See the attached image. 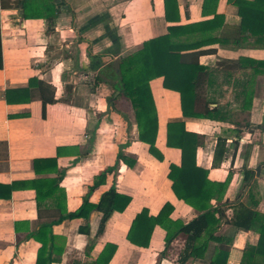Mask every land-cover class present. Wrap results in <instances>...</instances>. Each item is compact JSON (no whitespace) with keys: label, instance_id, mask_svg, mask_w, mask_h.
<instances>
[{"label":"crops","instance_id":"0c3cea01","mask_svg":"<svg viewBox=\"0 0 264 264\" xmlns=\"http://www.w3.org/2000/svg\"><path fill=\"white\" fill-rule=\"evenodd\" d=\"M206 1L177 0L178 12L170 22L164 0L3 1L0 264H46L48 253L52 264H210L219 250L229 252L227 264H263L260 255L246 260L249 248L259 244L261 229L238 230L233 223L241 203L264 214V45L242 30L238 5L256 0H219L216 5L211 0L207 7ZM44 3L50 10H43ZM50 11L57 12L51 25L44 17ZM245 15L251 18L249 11ZM254 19L264 30V11ZM172 27H179L176 44L194 46L183 48L191 50L181 52L182 62L212 70L200 78L195 111L213 117L185 118L180 93L164 88L162 77L152 80L160 161L140 141L132 104L116 96L108 73L116 70L115 60L167 36ZM170 122H184L187 132L203 138L196 164L208 171V181L230 179L222 218L215 215L221 222L213 237L222 242L209 241L204 259L191 257L187 247L203 243L207 233L197 243L182 233L167 250L161 226L154 228L147 248L128 240L144 211L157 217L170 204L168 221L185 225L200 215L177 198L168 177L172 164H182V151L167 145ZM120 151L136 161L134 167L119 161L118 170L93 188L116 165ZM247 171L254 172L251 198L250 188H244ZM53 181L59 187L51 188ZM113 186L130 201L124 212L112 214L102 233V212L67 219L86 200L98 205ZM211 204L217 207L216 199ZM52 222L48 253L39 260L42 245L36 239L40 228ZM136 229L133 239L145 243L148 233L141 235L137 222Z\"/></svg>","mask_w":264,"mask_h":264},{"label":"trees","instance_id":"16d2710c","mask_svg":"<svg viewBox=\"0 0 264 264\" xmlns=\"http://www.w3.org/2000/svg\"><path fill=\"white\" fill-rule=\"evenodd\" d=\"M4 0H0V70L4 67L3 57V43L1 33V11L5 7ZM166 19L171 21L172 14L178 12L177 0H164ZM219 0H215V5ZM211 4V0L206 1V7ZM240 13L242 15V30L250 32L253 35L255 42L258 45H264V30H260L258 23L255 21L254 16L264 11V0H256L254 3L239 1ZM25 15H27L28 7L27 1L22 4ZM50 10L48 5L44 3L43 10ZM249 11L251 18L249 19L245 14ZM44 17L51 22L56 19L57 12H49L44 14ZM179 27L169 28V34L149 40L144 43L143 49L130 54L120 59V72L115 69L110 70L108 73L109 79L113 81L112 87L117 91L120 90L121 94L130 100L132 107L136 114V120L140 130V141L150 146V153L156 155L157 159L162 161L163 157L158 154L155 147L156 137L158 134V117L154 99L152 96L150 82L157 78H164V88L176 91L181 95V106L183 116L185 118L196 119H212L213 113L199 114L196 110V103L198 99V87L202 75L211 76L212 70L207 67H202L198 64H187L181 60V52L191 50L183 49L194 46H181L173 41V38L179 36L176 33ZM191 112L189 113V111ZM203 144V138L198 134L190 133L185 130L184 122H170L167 128V145L170 148H178L182 151V164L181 166L171 165L169 179L172 181V189L179 200L184 201L186 204L200 212V215L185 225L182 222L168 221L173 207L166 204L157 217H148V214L142 213L134 221L132 230L129 234L128 240L139 247H149L152 232L156 226H161L167 233L166 236V250L171 243L184 233L189 236L192 243H197L203 233L210 234V236L200 245L188 246L187 250L190 251L189 255L195 258H203L208 248L209 241L222 242L221 238L213 237L217 231V226L220 225L221 220H216L215 215L221 213L220 205L224 200L225 194L230 184V179L223 183H212L208 181V171L199 168L196 164L197 150ZM227 151V149H226ZM221 153V151H220ZM155 156V157H156ZM223 159V154L221 158ZM119 161H123L129 168H133L136 161L130 162L126 156L120 151L118 161L112 168L106 169L97 179L93 188L99 187L106 181L107 174L113 173L118 170ZM254 178L253 171H247L244 178V188H250L248 197L251 198L252 186L251 182ZM206 182L203 183L201 181ZM58 181L51 182V188H57ZM212 190L214 193H212ZM210 192V193H208ZM38 202L41 201L40 190L37 189ZM216 199L217 207L211 204L212 199ZM130 198L122 196L116 192L113 186L106 192L98 205H92L87 200L78 212L66 215L67 219L82 217L85 212L87 216L94 210L103 213V219L100 226V233L105 229L107 221L110 219L115 211L124 212L128 207ZM120 204H123L120 207ZM228 204V202H225ZM252 206H257V202H252ZM240 208L234 216V226L238 230L248 231L252 227L261 229V236L259 244L256 248H249L246 253V260L248 257L260 255L264 257V214L255 210H250L245 203L239 204ZM146 217V226L144 219ZM141 225V235L148 233L149 237L145 243L136 241L133 237L138 234L135 230V223ZM57 223V222H56ZM151 224L150 230L147 232V226ZM52 225L45 224L40 228L38 241L42 247L39 251V260L43 259L48 253L49 234L52 240ZM45 238V239H44ZM40 239V240H39ZM54 240V238H53ZM111 247V246H110ZM109 247V248H110ZM51 249H53L51 247ZM45 258L46 264H52L51 255ZM229 252L226 250H219L215 258L210 264H227ZM38 260V262H39ZM245 264V263H244ZM264 264V260H263Z\"/></svg>","mask_w":264,"mask_h":264},{"label":"water","instance_id":"95a60500","mask_svg":"<svg viewBox=\"0 0 264 264\" xmlns=\"http://www.w3.org/2000/svg\"><path fill=\"white\" fill-rule=\"evenodd\" d=\"M115 68L117 72H120V59L115 60ZM119 94H121L120 90L116 92V96H118ZM257 172H260V168H258Z\"/></svg>","mask_w":264,"mask_h":264}]
</instances>
